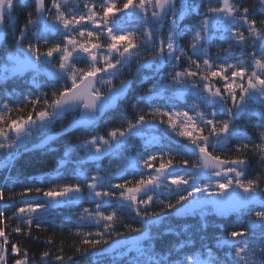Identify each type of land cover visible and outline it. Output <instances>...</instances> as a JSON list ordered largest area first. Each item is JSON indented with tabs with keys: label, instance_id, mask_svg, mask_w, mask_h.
I'll return each mask as SVG.
<instances>
[{
	"label": "snow or ice",
	"instance_id": "6c2138e0",
	"mask_svg": "<svg viewBox=\"0 0 264 264\" xmlns=\"http://www.w3.org/2000/svg\"><path fill=\"white\" fill-rule=\"evenodd\" d=\"M18 3L24 8L26 19L15 41L17 54L9 59L34 69L40 63L47 64L50 66L48 76L57 82L63 81V84L53 90L50 99L47 93L41 94L44 97L42 100L40 96L23 95L12 107L9 102L0 105V150H18L33 136L49 131L55 120L64 113L80 106L86 113L82 120L94 122L98 114H103L105 109L112 107L126 93L131 82L122 80L118 88L109 87L105 96H102L101 89L96 85L110 86L112 79L133 59L136 61L137 71L149 68L158 72L166 63L177 62L169 72L173 84L157 81L139 98L140 102L147 101L150 105L169 91L174 97L185 99L190 94L193 100L190 110L194 115L176 108L163 110L157 107L147 114L141 110L134 123L127 121L126 128L121 126L108 131V138L93 136L82 142L80 147L89 153L90 158L99 160L106 153L119 151L128 136L139 134L145 126H152L146 119V116H151L153 120L158 118V122L165 125L163 135L153 137V142H159L164 137L169 141L173 137H179L181 141L177 143L181 144L183 154H190L195 159H177L180 153L173 154L171 150L161 151L159 155L151 154L144 159L137 152L131 162L118 164L115 173L108 172L107 176H101L98 174L101 170L97 169V174L92 175V182L87 184L86 189L88 196L95 201V210L90 212L85 208L79 220L94 222L98 227L103 224V231L76 233L82 237L79 243L84 247H75V253L83 256L90 250H96L98 246L107 245L106 234L122 235L114 227L119 219L115 210L117 208L134 212L145 223L155 222L159 214L148 211L154 200L157 204H162L164 209L171 210L193 197L194 192L215 189L212 195L220 199L193 198L190 206L177 209V214L195 213L199 210L201 227L206 228L203 216L204 209L209 206L220 216H226L230 212L241 213L247 209L249 219L243 227L233 228L216 239L215 249L227 248L232 258L226 256L221 259L214 248L201 245L199 252L185 255L179 264H264V188L260 187V183H264L261 179L264 172L256 178H246L250 167L249 153L264 168V131L258 133L257 141L237 143L234 152L229 143L231 139L239 140L245 135L241 129L233 127V121L241 114L247 113L249 123L256 116L264 122V18L258 22L249 7L244 6L243 0H217L216 5L208 3L207 12L201 20L180 29V22L190 19L203 0H123L122 4L118 0H102L99 11L96 10V3L85 2L83 7L86 11L79 15L63 10L68 6L69 0H51L50 7L47 0H0V35L6 18L13 23L18 19L13 15ZM253 7L264 15V0H255ZM29 8L32 10H28ZM49 15H53L51 23L48 22ZM169 19L167 39L158 40L160 26ZM133 22L141 23L142 28L133 30L125 27ZM237 24L240 28H235ZM33 28L37 29L34 33ZM187 30L193 32L187 45L191 52H186L178 45L179 38ZM45 33H55L60 39L52 42ZM214 33H219V39L228 45L220 48L215 59L209 54V42L217 38ZM28 34L35 37L36 43L30 42L26 48H22ZM40 40L44 41L46 50H41ZM142 48L151 49L150 57L143 62L140 51ZM237 51L244 59L230 62L228 57ZM185 59L188 66L177 70ZM80 61H83L84 67L79 66ZM101 73L104 75H100ZM33 84L40 86L35 78ZM173 85L181 87L177 89ZM25 102L31 110L26 111L22 107ZM37 105L41 107L37 109ZM132 108L137 109L138 104H133ZM209 108L211 111H208ZM13 112L16 113L15 117L11 115ZM221 116L226 118H220ZM226 151L232 153L230 158L221 155ZM7 154L14 159L16 152L8 151ZM158 160L159 164L156 166L154 162ZM181 166L185 175H180ZM129 167L137 170L139 178L113 183V179ZM189 168L191 171H187ZM139 169L148 171L145 173ZM205 176L221 179L215 184H201V178ZM105 186L107 190H98ZM229 189L232 191L229 192ZM160 192L175 193L178 196L176 204L156 200L155 197ZM29 194L47 198V202L39 204V208H45L56 201L57 197H69L72 194L71 199H79L83 192L79 184H67L46 191L38 186H28L25 191L14 193L19 197H27ZM12 198L13 196L8 197L9 200ZM4 199V192L0 191V201ZM253 202L260 205V209L254 212L248 207ZM24 203L25 206L17 208L10 217L0 209V264H9L10 258L12 264H30L28 251L21 250L17 243H11L10 233L6 234L5 231V221L15 218L20 223L12 232L38 239L31 234V226L36 219L33 214L38 208L30 201ZM106 207L114 210L106 213ZM142 207L144 211H141ZM21 224L26 227L22 228ZM39 227L40 224L37 223V228ZM216 227L222 232L225 230L224 225ZM128 230L133 233L140 231L132 227ZM147 237L148 233L145 232L137 240ZM45 243L51 245L54 242L49 239ZM191 243V240L182 241L178 248L183 249ZM112 250L114 249L99 247L101 253ZM137 251L140 255L146 254L142 248H137ZM202 256L206 259H201ZM49 257L50 252L43 251L41 264H45ZM54 259L57 264H65V257L62 255H56ZM67 261L76 264L73 256H68ZM146 264H166V260L149 256Z\"/></svg>",
	"mask_w": 264,
	"mask_h": 264
},
{
	"label": "trees",
	"instance_id": "16d2710c",
	"mask_svg": "<svg viewBox=\"0 0 264 264\" xmlns=\"http://www.w3.org/2000/svg\"><path fill=\"white\" fill-rule=\"evenodd\" d=\"M71 1H75L73 4ZM96 3V10L99 11V4L101 0H69L68 6L63 9L66 13H75L79 15L81 12H85L84 3ZM216 5L217 0H203V3L198 8L196 12H193L190 19H185L179 24L180 29H184L185 25L196 23L201 20L204 14L207 12L208 3ZM255 0H243L244 6L249 7L250 12L259 22L260 19L264 18L261 11L253 7ZM48 6L51 5V0H47ZM118 3H123V0H118ZM28 10H32L29 8ZM53 10V15H54ZM18 19L13 23L9 19H5L4 28H5V39L0 47V105L5 102H9V106L12 107L19 101L23 95H30L32 97L40 96L41 100L44 98L41 94L47 93V97L50 99L51 94L54 89L61 86L63 81H55L48 76V72H39V71H29L23 75H16L10 70L11 61L10 56L17 53V45L15 43L16 38L19 36V29L25 23V10L18 3L16 9L13 13ZM53 15L48 16V20H53ZM167 23L161 27L158 37L163 40L167 39L168 35V25ZM91 27V26H89ZM126 28L133 30H139L142 28V24L139 22H133L125 25ZM235 28H240V25L237 24ZM235 30V29H234ZM243 30V29H241ZM37 29L33 28L32 32H36ZM139 35V31H137ZM193 32L191 30L184 31L183 35L179 38L178 45L180 48H183L186 52H191V49L187 47L189 42L192 39ZM245 35L247 32L245 30ZM45 36L55 42L60 39L55 33H45ZM217 37L213 41L209 42V54L215 59L217 52L221 47H227V43L219 39V34H215ZM36 43L35 37L31 34H28V38L25 39L22 48H26L29 43ZM41 50H46L44 41H39ZM142 60L150 57L151 49H141ZM195 59V57H193ZM230 62L235 63L237 60L244 59V56L239 54L237 51L236 54L228 57ZM176 61L166 63L163 66V69L155 72H141L134 76V83L132 89L129 92L128 96L120 100L117 107L109 112H107L103 118H101L95 125L90 128H79L71 131L70 133L62 136L61 138L52 142L48 147L42 150H33L28 151V148L41 140L44 135L33 138L26 145H22L18 150L15 151V158H9L6 154L8 151H3L0 153V159L3 158L4 167L0 170V191L4 192L5 199L0 201V209H3L7 217L13 216V213L17 208L25 206V201L32 202L33 206L38 208V211L34 213L35 221L31 226V234L33 237H38V239H32L30 237L24 236L23 234H17L12 232V229L17 226L20 221L13 218V220L5 221V231L6 234L10 233L9 240L11 243H17L21 250L28 251V257L30 264H41V254L43 251L48 250L50 252V257L47 259L45 264H57L54 257L56 255H62L65 257V264H71L67 261L68 256H73L76 260V264H146L149 256L153 259L164 258L166 264H179V261L184 258L185 255L191 254L192 252H199L201 245H206L215 249L216 239L222 235H226L227 231H231L233 228L243 227L247 220L249 219L247 214V209L243 210L241 213L234 212L226 217L217 216L213 213L211 208L204 209L205 215L203 216V221H206L207 227L202 228V217L200 211H197L192 214L184 215L183 217H176L174 211L179 207L185 206L189 202H192L193 198L203 199L212 197V193L215 189H209L207 192H194L193 197H189L188 200L182 201L181 204L176 205V208L168 210L164 209L162 204H157L154 202L150 205L148 211L152 213L159 214L158 219L155 222L145 223L139 219L133 212L128 209H115L118 212L119 219L115 222L114 227L117 231L122 233L121 236H107L108 244L112 241L122 238H130L135 236L143 235L145 232L148 233V237L143 239L142 249L145 250V255H140L137 252H129L128 254L121 253H109L104 254L99 251V247H106L107 245L98 246L96 250H90L89 253H86L83 256H80L75 253V247H84L80 245L79 241L82 237L76 235V233H86V232H96L103 231V224L99 227L91 221H79L76 218H66L63 220L57 219L56 221L45 219L44 211H41L43 208H39L40 203H45L46 201L42 198L43 196H36L35 194H29L27 197L15 196L14 193H19L25 191L28 186H38L42 190L46 191L50 188H57L63 185L79 184L82 188V192H86L87 184L90 183L91 177L84 176L81 173L83 171L89 172L92 174L94 166L99 163L106 162L105 159L108 157V154L104 156L98 162H92L89 160L83 161L81 155L83 154L80 145L86 139H91L93 136H104L107 137V133L110 130L127 127V121L135 122V118L140 111L147 114L151 112L154 108L161 107L163 110H169L174 107L181 111H185V102L178 101L176 104L171 99L163 96L162 99H156L151 104L147 101L140 102L139 98L144 96L149 88H152L153 84L157 81H161L163 84H169L170 76L166 74L167 71H170L169 66L176 64ZM171 64V65H170ZM47 64L41 63L40 68L47 67ZM79 66L84 67L83 61L79 62ZM136 66V61L132 60L129 65H126L122 68L121 73L115 78L111 85H115L117 82L124 78H130L133 76V72ZM187 60H183L177 67V70H182L184 67H187ZM147 77V79L145 78ZM35 78L39 87H36L33 84V79ZM110 85V86H111ZM109 85L100 86L97 88L101 89V93H104L110 87ZM164 95V94H163ZM138 104L137 109H133L132 105ZM185 107H184V106ZM25 110H31L25 105H22ZM41 105H37L39 109ZM15 117L16 113L11 114ZM77 116V113L67 115L63 118L56 119L55 123L52 126V130H60L66 127L74 117ZM220 118H226L221 116ZM146 119L150 122L155 129H149L148 131L152 133H157L156 128L165 129V125H162L158 122V118L153 120L151 116H146ZM233 127L241 129L245 135L243 138L237 140L233 138L229 141L232 151L234 152L235 145L237 143H246L249 141H257L258 133L264 131V122L261 118L256 116L251 118L249 123V117L247 113L241 114L233 121ZM123 130V129H122ZM129 140V139H128ZM131 140V139H130ZM129 140V141H130ZM134 146L128 147L127 144H123L119 151L110 153L116 155L120 158L134 154L137 152L140 153V156L144 159H147L149 155L156 154L159 155L161 151L168 152L171 150L173 154L180 153L177 159L187 158L190 161L194 160L195 157H192L190 154L185 156L181 148V144H178L177 141H169L167 137H164L159 142H154L152 145L141 146L139 145L138 139H132ZM181 141V139L179 140ZM68 153V155H66ZM231 152H224L221 155L225 157H231ZM166 159V158H165ZM117 160L114 158L113 161ZM250 167L247 170V179H253L258 176V174L264 172V168H261L259 161L255 156H252L249 153ZM156 166L159 164V160L154 162ZM39 170V171H35ZM139 171L147 172V169H139ZM187 171H191L189 168ZM43 173V175H41ZM134 173L136 175L134 176ZM180 175H185V170L181 166ZM139 175L136 169H131L130 167L123 171V174L117 176L113 179V183H124L125 179L134 180L138 179ZM264 180V176L261 177ZM215 181L217 179H212ZM260 187L264 188V183H260ZM98 190H107L105 188ZM86 196L79 204H71L67 209H61L65 213L73 212L81 215L80 211L85 208L89 209L90 212L94 210L93 204L95 201L92 197ZM187 195L186 192L183 193ZM9 196H13L11 200L8 199ZM178 196L173 193L170 195H161L155 197L156 200L163 201L164 203L176 204ZM91 208V209H90ZM253 212L260 209V205L257 203L255 206L250 208ZM114 209L112 207H106L104 211L106 213L112 212ZM141 211H144L143 207ZM80 217V216H79ZM79 219V218H78ZM254 219V216H253ZM37 223L40 224V227L37 228ZM216 225H224L225 230H222ZM21 227H26L21 224ZM129 227L140 229L139 232L129 231ZM51 239L54 243L51 245L46 244L47 240ZM185 240H191L192 243L183 249H179L178 245ZM62 249V251H61ZM10 251V246H9ZM217 255L223 259L228 256L231 257V253L227 248L215 249ZM201 259H206L205 256H202ZM9 264H12V258L9 259Z\"/></svg>",
	"mask_w": 264,
	"mask_h": 264
},
{
	"label": "rangeland",
	"instance_id": "374dc122",
	"mask_svg": "<svg viewBox=\"0 0 264 264\" xmlns=\"http://www.w3.org/2000/svg\"><path fill=\"white\" fill-rule=\"evenodd\" d=\"M102 1V0H101ZM75 1H71L70 3H74ZM86 11V10H85ZM48 22L49 23H51L52 22V20H48ZM169 22H170V19H169ZM165 23H167V21L165 22ZM164 23V24H165ZM164 24L163 25H161L160 26V29H161V27H163L164 26ZM90 26V25H89ZM215 34H219V33H214V35ZM157 39L159 40V39H161L160 37H157ZM121 43H123V42H121ZM141 51V50H140ZM21 56H23L22 54H21ZM133 60H135V59H133ZM10 61H11V59H10ZM171 65V64H170ZM164 66V65H163ZM163 66L160 68V70H162L163 69ZM119 67V66H118ZM173 67V65H171V67L169 66V69L170 68H172ZM50 70V66L48 65L47 67H42V68H38L36 71H39V72H47V71H49ZM159 70V71H160ZM172 70V69H171ZM170 70V71H171ZM121 71H122V69H121ZM151 71H153L152 69H151ZM155 71V70H154ZM170 71H167L166 72V74L167 75H169V72ZM155 72H157V71H155ZM100 75H104L103 73H101ZM119 75V74H118ZM117 75V76H118ZM116 76V77H117ZM115 77V78H116ZM106 79H107V77H105ZM115 78H113L112 79V83H113V81L115 80ZM111 83V84H112ZM169 84H173V81L171 80V77H170V82H169ZM100 86H102L101 84H97V87H100ZM103 86H105V85H103ZM174 86V88H180L181 87V85H173ZM164 96L165 97H167V99H171L170 101H173V102H176V101H184V100H187L188 101V103L186 104V108L188 109V110H185V111H189V113L190 114H192V115H194V113L193 112H191V104H192V102H193V100H192V97H191V95L189 94V96L187 97V99H185V98H180V97H178V96H176V97H174V95H173V93L172 92H165L164 93ZM184 106V105H183ZM175 108V107H174ZM208 111H211V108H209L208 109ZM67 115H70V114H67ZM67 115H65V116H67ZM55 123V122H54ZM53 123V124H54ZM53 126V125H52ZM52 126H51V128H50V130L49 131H47V132H42V133H40L39 135H35V136H33L30 140H28L27 142H26V144L29 142V141H31L33 138H35V137H39V136H41V135H45V134H47V133H49L51 130H52ZM134 132H135V130H133ZM162 131H164L165 132V129H162ZM171 135V134H170ZM153 137H157V138H159V136L157 135V134H155V133H152V132H150V131H148V128H147V126H145L143 129H142V131L139 133V134H133V135H130V136H128L126 139H125V144H127L128 145V147H131V146H134V143H133V141H131L132 139H138V141H139V145H141V146H147V145H152V144H154V142L152 141V138ZM123 139V138H122ZM130 141H129V140ZM176 139V141H179L181 138H179V137H173V140H175ZM25 144V145H26ZM80 150H82L83 152V154L80 156L81 157V159H83V161H87L88 160V158H89V153L84 149V148H82L81 147V149ZM3 151H10V150H0V153L1 152H3ZM114 153V152H113ZM106 154H108V157L105 159V161L106 162H104V163H99L98 162V164H96L95 166H94V170H92V174H89V172H86V171H83L81 174L82 175H84V176H89V177H92V175H95V174H97V169H100L101 171H99V175H101V176H107L108 175V172H112V173H115L116 171H117V165L118 164H121L122 162H131L132 161V158L133 157H135L136 155H134V154H131V155H128V156H125L124 158L122 157V158H120V157H118V156H116V155H113V154H109V153H106ZM7 156H8V154H6ZM114 158H117V160H115V161H113L114 160ZM1 160H3V158L2 159H0V163H3V161H1ZM132 169V168H131ZM121 174H123V172L121 173ZM218 180H215V181H212L211 180V177H208V176H205V177H202L201 178V181H200V183L201 184H207V183H212V184H215L216 182H217ZM92 181L90 180V183H91ZM199 186V185H198ZM174 187V186H173ZM85 193H87V191L85 192ZM84 192H83V195L79 198V199H71L70 197H71V195L72 194H69V197H57V200L56 201H54V202H51L50 204H49V206L48 207H45V208H43L41 211H44V215H46V218L45 219H48V220H52V221H56L57 219H59V220H63V219H66V218H72V219H74V218H76L77 220H79L78 218H79V216H77L78 214H75V215H73L74 213L73 212H67V213H65V211H62L61 209H67V207L69 206V205H71V204H79V203H81V201H83V199L85 198V196H86V194H85ZM170 194H173V193H167V192H160V193H158L157 194V196L156 197H158V196H161V195H170ZM46 202H47V198H45V197H42ZM92 207H94V210H95V207H96V204L94 203L93 204V206ZM91 209V208H90ZM93 210V211H94ZM92 211V212H93ZM80 213H83V210L82 211H80ZM134 213V212H133ZM135 214V213H134ZM79 221H81V220H79ZM150 223V222H149ZM141 236H143V235H140V236H135V237H130V238H122V239H120L121 240V245H120V247L116 250V252L119 254V253H121V254H128L129 252H137V248H141V247H143V244H142V241H143V239H139V240H137V238L138 237H141ZM146 239V238H145Z\"/></svg>",
	"mask_w": 264,
	"mask_h": 264
},
{
	"label": "water",
	"instance_id": "95a60500",
	"mask_svg": "<svg viewBox=\"0 0 264 264\" xmlns=\"http://www.w3.org/2000/svg\"><path fill=\"white\" fill-rule=\"evenodd\" d=\"M4 39H5V30H4V26H3V29H2V35H0V46H1L2 43L4 42ZM15 55H16V54H15ZM15 55H14V56H15ZM22 59H23V56H20V60H22ZM35 69H36V68H35ZM11 70H12L13 72H15L17 75H22V74L26 73L27 71L34 70V68H32V67H28V66H25V65L21 64L20 62H18V61H16V60H12ZM142 70H144V71H148L149 68H141L139 71H137V67H136L133 76H136V75H137L139 72H141ZM123 80H127V81H130V82H131V83H130V86H129V88H128V90L126 91V93H125L124 95H122V96L116 101V103H115L112 107H109V108L105 109V111H104L103 114H98V115H97V119H96L94 122L89 123L87 120H82V117L86 115L85 110L83 109L82 106L76 108V109L73 110V111H68V112L64 113L63 116L66 115V114H69V113H74V112H78V116H77L75 119H73V120H72V121H71V122H70L65 128H63V129H61V130H58V131H56V132H53V133H50V134L46 135V136H45L44 138H42L39 142H37V143H35L34 145H32L31 147H29L28 150H39V149L45 148V147H47L52 141H54V140L60 138L61 136L65 135V134H67V133H69V132H71V131H73V130H75V129L91 127V126H92L93 124H95V123H96L101 117H103L104 114H105L107 111H109V110H113L114 108H116V106H117L119 100H123V99H125V98L127 97L128 93H129V91H130V89H131V87H132V84H133V82H134V79H133L132 77H130V78H126V79H123ZM121 81H122V80H121ZM121 81L118 82V83H117L115 86H113L112 88H113V89L118 88V87L120 86V84H121ZM107 93H108V91H107L105 94H102V96L107 95ZM63 116H62V117H63ZM49 137H51V139H48ZM37 145H39V146L37 147ZM102 157H103V155L100 157V159H101ZM90 160H91V161H96V160L91 159V158H90ZM3 167H4V165H0V169H2ZM216 178H217V179H221V178H219V177H216ZM231 191H232V189H229V192H231ZM236 191H239V190L237 189ZM226 195H227V193H226ZM215 199H220V198H219V197H216V196H213V197H211V198H204V199H199V200H215ZM190 204H191V202L188 203V204L185 205V206H182V207L187 208V207L190 206ZM255 204H257V203L253 202V203H251L248 207H252V206H254ZM182 207H179L178 209H180V208H182ZM209 207H211V206H209ZM211 208H212V207H211ZM212 209H213V212H214L215 215L220 216V215H218V214L216 213V211L214 210V208H212ZM188 213H192V212H182V213H180V214H177V209L174 211V215H175L176 217H183L185 214H188ZM231 213H234V212H230L229 214H231ZM229 214H228V215H229ZM228 215H226V216H228ZM120 245H121V240H120V239H117V240L112 241V242H111L110 244H108L105 248H113L114 250H112V251H108V252H104V254H105V253H110V252H114V251H116V250L120 247Z\"/></svg>",
	"mask_w": 264,
	"mask_h": 264
},
{
	"label": "flooded vegetation",
	"instance_id": "af4514ba",
	"mask_svg": "<svg viewBox=\"0 0 264 264\" xmlns=\"http://www.w3.org/2000/svg\"><path fill=\"white\" fill-rule=\"evenodd\" d=\"M178 101H176L175 102V104L177 103ZM181 102H185V103H188V101L187 100H184V101H181ZM185 106H186V104H185ZM184 106V107H185ZM176 108V107H175ZM185 110H188L186 107H185ZM156 134L159 136V137H161L162 135H163V133H164V131H162V129H159V128H156ZM174 142H176V139L175 140H173Z\"/></svg>",
	"mask_w": 264,
	"mask_h": 264
}]
</instances>
